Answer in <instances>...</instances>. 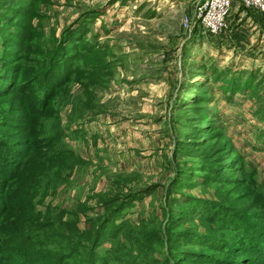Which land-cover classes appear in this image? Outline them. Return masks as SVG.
<instances>
[{"label":"rangeland","instance_id":"374dc122","mask_svg":"<svg viewBox=\"0 0 264 264\" xmlns=\"http://www.w3.org/2000/svg\"><path fill=\"white\" fill-rule=\"evenodd\" d=\"M24 1L19 30L0 34V76L16 74L17 84L0 98L8 142L27 139L23 122L40 96L33 94L36 72L66 29L81 26L86 42L108 51L112 73L107 86L87 89L94 111L71 119L85 99V80L72 81L66 95L60 91L51 101L44 119L56 115L59 123L48 120V134H63L72 156L58 157L61 146L50 149L49 177L41 183L48 187L35 190V212L62 214L66 225L76 216L79 232L109 220L102 226L114 241L108 235L97 249L107 264H179L181 251L209 252L204 240L233 235L217 230L219 219L239 214L262 222L264 43L256 35L240 46L232 42L234 30L208 38L196 22L203 0ZM8 52L10 61L2 65ZM75 120L81 128L70 126ZM44 123L37 119L34 127ZM37 138L27 142L37 144ZM222 168L223 177L216 173ZM115 198L116 213L108 216L102 203Z\"/></svg>","mask_w":264,"mask_h":264},{"label":"trees","instance_id":"16d2710c","mask_svg":"<svg viewBox=\"0 0 264 264\" xmlns=\"http://www.w3.org/2000/svg\"><path fill=\"white\" fill-rule=\"evenodd\" d=\"M37 1L29 0L32 2L30 5ZM27 6L24 0H15L13 4L0 0V34L4 30L8 36L10 28L18 29L16 22L20 21L22 24L21 20L26 18L24 9ZM21 30L24 31L23 28ZM66 31L64 40L58 41L49 52H45L47 59L46 61L44 59L42 68L36 72L35 78L39 79V87L33 94L40 93V96L33 104V109L28 112L30 120L27 117L23 122L29 127L25 134L27 139L19 144L8 142L9 140L2 134L4 126L0 125V264H107L102 262V257H98L97 249L104 244V239L110 240L109 236L111 241H114L111 231L102 226L109 220H105L104 223L95 222L94 225L91 224V229L79 232L74 224L76 216L71 215L70 222L66 225L62 214L47 212L42 215L34 209L35 190H44L48 187L47 184L41 183L49 177L47 165L50 164V154L53 153L50 149H58L61 146L62 153L57 154L58 157L62 155L63 159H66L68 154L72 156V152L64 149L63 134H48L51 131L48 130L50 127L47 121L54 119V122L59 123L56 115L48 117V120L44 119L49 114L47 109L51 101L57 97L58 92L62 91L65 94L72 81L85 80V99L79 106L74 107L73 114L76 116H71V119L82 116L81 114L86 111H94V100L87 89L107 86L112 75L106 61L108 51H102L96 41L86 42L84 36L86 31H83L81 26L78 30ZM1 35L4 36L5 33ZM20 41L26 44L29 41L28 35L26 34ZM9 43L6 40L5 46H9ZM23 50L21 45L17 52L18 58L12 56L13 68H16L15 65L20 61L19 54ZM10 57L9 52L4 54L5 60L2 65L6 64L7 60L10 61ZM1 73L2 70L0 75ZM13 77H16V74ZM13 77L0 76V98L9 95L17 87ZM37 119L39 122L45 121L46 128L34 127ZM36 135L39 141L37 144L34 140L27 142ZM208 143L207 141L206 144ZM24 146L25 150L22 148ZM17 148L20 150L17 151ZM7 149L15 152L8 154ZM212 151L211 149L210 155ZM225 170L222 168L216 173L223 177ZM116 200L115 198L102 203L104 209L110 213L108 216H114L116 213L115 209L118 207V204H114ZM108 216L106 219H109ZM235 216V214L230 216L234 219H219V223L223 225L217 227V230L231 231L233 235L225 237L213 235L210 240H204L206 242L201 245H206L209 252L200 250L194 252L190 248L181 251L178 255L179 264H264V213L257 217L262 221L259 223L250 217L239 214L236 218ZM214 218L213 216L210 220ZM181 220L182 218L174 225ZM115 229L114 232L117 230ZM206 231H209L207 227ZM144 245L153 246L147 242H144ZM105 253L110 252L106 250Z\"/></svg>","mask_w":264,"mask_h":264},{"label":"built area","instance_id":"2783aa9c","mask_svg":"<svg viewBox=\"0 0 264 264\" xmlns=\"http://www.w3.org/2000/svg\"><path fill=\"white\" fill-rule=\"evenodd\" d=\"M246 10H252L256 14H264V0H203L196 9L199 25L208 38H217L231 29L230 16L234 3ZM184 28L192 30L189 20L184 21Z\"/></svg>","mask_w":264,"mask_h":264},{"label":"crops","instance_id":"0c3cea01","mask_svg":"<svg viewBox=\"0 0 264 264\" xmlns=\"http://www.w3.org/2000/svg\"><path fill=\"white\" fill-rule=\"evenodd\" d=\"M231 15H233V17L230 16V32L232 33L234 30L232 34L233 43H237L238 46H240L239 43L243 45L250 40V37L253 38L255 35L259 43H264V14H256L252 10H246L235 2ZM249 28H251L252 31L248 30ZM78 121H70V126L73 125V127H76L75 129L81 128L82 126L78 124Z\"/></svg>","mask_w":264,"mask_h":264}]
</instances>
